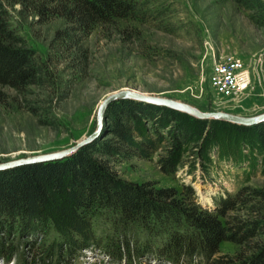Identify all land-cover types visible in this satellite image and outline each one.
Here are the masks:
<instances>
[{
  "label": "rangeland",
  "instance_id": "obj_1",
  "mask_svg": "<svg viewBox=\"0 0 264 264\" xmlns=\"http://www.w3.org/2000/svg\"><path fill=\"white\" fill-rule=\"evenodd\" d=\"M141 1L147 10L142 22L99 25L71 44L55 40L67 26L63 19L43 21L3 0L11 28L42 57L48 73L42 85L22 93L0 87V164L71 149L95 132L99 106L118 91L172 98L203 112L264 114V24L252 19V12L233 0ZM224 55L242 59L251 76L250 87L232 97L217 94L208 81L214 57ZM107 125L108 118L101 140L111 138ZM234 131L210 144L205 139L192 144L174 173L163 171L158 162L168 157L165 149L149 160L108 163L116 181L144 187L154 195L164 191L161 201L173 206L215 213L221 200L243 187L264 191V154L248 144L247 135ZM20 219L0 212V264L208 263L198 254L178 262L162 254L172 232L192 234L183 221L159 231L150 223L143 227L121 222L120 213L100 207L91 221L94 244L70 254L65 237L54 226L34 231ZM118 247L124 255L116 254ZM245 249L222 242L219 256L232 257Z\"/></svg>",
  "mask_w": 264,
  "mask_h": 264
},
{
  "label": "trees",
  "instance_id": "obj_2",
  "mask_svg": "<svg viewBox=\"0 0 264 264\" xmlns=\"http://www.w3.org/2000/svg\"><path fill=\"white\" fill-rule=\"evenodd\" d=\"M4 1L12 6L21 5L24 11L43 21L49 17L63 19L67 26L56 33L55 40L71 44H77L76 37L90 35L99 25L142 22L147 13L141 0ZM233 1L252 12L251 17L257 23L264 24L262 0ZM255 13L261 15L256 18ZM47 73L46 62L11 28L9 12L0 0V87L22 93L42 85ZM107 118L106 132L111 138L99 139L63 160L1 171L0 212L26 220L34 231L46 232L49 225L54 226L65 237L70 254L92 247L89 244L95 241L91 224L93 211L107 207L122 215L121 222L143 224V227L150 223L159 231L169 229L165 227L167 224L179 226L182 221L187 224L192 234L172 232L170 241L161 250L169 260L178 262L183 256L191 258L198 254L207 257V264H264L263 190L243 187L221 200L215 213L195 206L181 208L162 202L166 196L164 191L154 195L144 187L116 181L108 163L109 159L149 160L165 149L168 157L158 162L163 171L174 173L192 144L203 139L205 144H210L234 130L247 135L248 144L264 154V123L242 127L223 121L199 120L134 100L113 103ZM166 143L170 145L168 148ZM149 219L157 222V226ZM222 242L246 249L243 254L222 257L219 256ZM116 254L124 255L120 247L116 248Z\"/></svg>",
  "mask_w": 264,
  "mask_h": 264
},
{
  "label": "water",
  "instance_id": "obj_3",
  "mask_svg": "<svg viewBox=\"0 0 264 264\" xmlns=\"http://www.w3.org/2000/svg\"><path fill=\"white\" fill-rule=\"evenodd\" d=\"M121 100H134L143 102L146 104L165 107L171 110H175L187 115H190L199 120H216L231 123L242 127H253L264 123V114L255 117H241L225 112H203L199 109L172 98L154 96L142 92L136 91H118L107 96L101 103L97 114V129L90 136L77 143L74 147L61 152L32 156L28 158L11 161L8 163L0 164V171H5L25 165L41 164L52 161H59L74 155L82 148L94 143L104 135L105 121L107 118V112L109 107Z\"/></svg>",
  "mask_w": 264,
  "mask_h": 264
},
{
  "label": "built area",
  "instance_id": "obj_4",
  "mask_svg": "<svg viewBox=\"0 0 264 264\" xmlns=\"http://www.w3.org/2000/svg\"><path fill=\"white\" fill-rule=\"evenodd\" d=\"M209 69V84L223 97L238 95L250 87L249 70L243 60L235 55L215 56Z\"/></svg>",
  "mask_w": 264,
  "mask_h": 264
}]
</instances>
